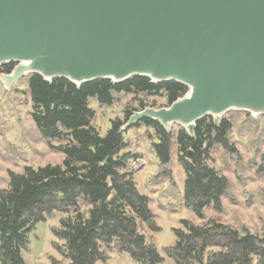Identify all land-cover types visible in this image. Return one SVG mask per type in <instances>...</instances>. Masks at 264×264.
I'll return each mask as SVG.
<instances>
[{"label":"trees","instance_id":"16d2710c","mask_svg":"<svg viewBox=\"0 0 264 264\" xmlns=\"http://www.w3.org/2000/svg\"><path fill=\"white\" fill-rule=\"evenodd\" d=\"M15 64L4 65L9 74ZM31 116L50 147L64 155L61 164L26 167L22 173L9 171V186L0 189V264H26L23 251L39 223L54 213L63 214L60 226L52 229L59 241L54 248L62 257L51 264L107 263V251L128 254L137 264H162L165 258L147 243L141 226L160 232L150 208L132 173L126 171L131 159L129 144L121 127L136 111L126 110L123 120L116 119L105 136L94 125L96 112L91 100L112 106L115 94L135 97L164 96L170 106L183 97L188 88L176 82L152 83L134 77L111 85L97 80L77 86L65 79L45 81L29 76ZM153 131L154 152L162 166L171 162L173 146L186 178L183 204L204 220L205 210L223 212V198L230 189L227 177L210 166L212 151L221 147L239 155L230 142L232 122L211 117L197 122L195 137L179 127L168 133L158 122L144 119L133 128ZM54 141L62 144L55 146ZM81 203L87 213H82ZM173 229L176 243L163 249L175 264H264V236L240 233L214 219L198 224L181 221ZM61 242V243H60ZM107 250V251H106Z\"/></svg>","mask_w":264,"mask_h":264},{"label":"water","instance_id":"95a60500","mask_svg":"<svg viewBox=\"0 0 264 264\" xmlns=\"http://www.w3.org/2000/svg\"><path fill=\"white\" fill-rule=\"evenodd\" d=\"M10 64L7 89L35 74L179 83L183 97L134 112L121 132L149 119L195 137L207 117L264 116V0H0V66Z\"/></svg>","mask_w":264,"mask_h":264},{"label":"rangeland","instance_id":"374dc122","mask_svg":"<svg viewBox=\"0 0 264 264\" xmlns=\"http://www.w3.org/2000/svg\"><path fill=\"white\" fill-rule=\"evenodd\" d=\"M4 66H0V70ZM29 76L16 85L6 88L0 81V189L9 186V171L22 173L28 166L44 167L48 164H61L64 155L53 150L50 143L39 133L31 116L32 108L28 88ZM112 106L98 104L91 100V107L96 112L94 125L105 136L113 120L125 117V111L141 110L140 102L155 109L169 107L164 96L135 97L124 93L115 94ZM223 118L232 122L230 142L239 155H231L221 147L212 151L210 166L227 177L230 189L223 198V212L205 210L204 220L183 204V188L186 175L177 161V152L173 146L171 162L162 166L154 152L153 131L146 128H128L124 131L129 144L126 150L131 159L126 171L139 191L149 198L150 208L160 232L150 231L141 226L147 243L153 245L165 258L162 264H175L163 249L176 243L173 229L182 228L181 221L189 220L202 224L214 219L238 230L264 236V116H254L241 111L228 112ZM178 131L179 126L173 128ZM58 146L60 141L52 142ZM82 213H87V206L81 203ZM63 214L54 213L46 222L39 223L30 235L28 249L23 251L26 264H51V259L61 260L54 248L59 241L52 229L60 226ZM61 243V242H60ZM107 251V250H106ZM109 261L98 264H137L128 254L107 251Z\"/></svg>","mask_w":264,"mask_h":264}]
</instances>
